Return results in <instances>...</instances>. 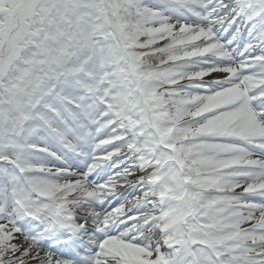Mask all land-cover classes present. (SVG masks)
<instances>
[{
	"label": "snow or ice",
	"instance_id": "obj_1",
	"mask_svg": "<svg viewBox=\"0 0 264 264\" xmlns=\"http://www.w3.org/2000/svg\"><path fill=\"white\" fill-rule=\"evenodd\" d=\"M0 264H264V0H0Z\"/></svg>",
	"mask_w": 264,
	"mask_h": 264
}]
</instances>
